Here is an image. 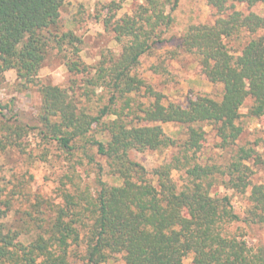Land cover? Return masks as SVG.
Wrapping results in <instances>:
<instances>
[{"label":"trees","instance_id":"obj_1","mask_svg":"<svg viewBox=\"0 0 264 264\" xmlns=\"http://www.w3.org/2000/svg\"><path fill=\"white\" fill-rule=\"evenodd\" d=\"M64 2L0 0V80L15 71L22 85L35 88L42 98L44 138L91 162L95 155L107 159L122 184L100 179L95 192L66 191L47 223L31 217L36 229L31 220L19 228L11 223L14 196L0 166V264H111L118 255L124 264H186L189 258L192 264H264L262 249L253 250L228 233L235 222L264 225V183L253 181L252 166L261 158L256 149L240 144L244 116L264 121V33L259 34L264 12L237 9L241 4L264 7V0H206L217 14L215 22L190 25L179 46L198 58L206 78L222 86V96L197 95L186 106L165 104L164 95L134 73L141 58L162 42V30L173 22L167 7L175 10L178 0H145L134 15L105 21L122 47L120 54L102 53L96 65L81 61L77 52L76 59L66 60L68 71L85 75L87 88H93L85 93L88 99L97 89L107 92V102L95 114L68 89L40 77L53 46L61 50L81 42L72 32L59 37L52 31ZM243 33L248 42L229 47ZM142 87L152 100L136 110L130 95ZM248 100L252 104L243 115ZM120 101L124 106L118 108ZM0 119L1 160L27 131L2 111ZM168 123L179 124L185 138L169 135L163 127ZM207 127L215 132L216 147L231 153L228 161L205 158ZM97 131L101 138L94 136ZM165 150L174 151L171 158L151 173L131 158L132 151ZM174 171L181 173V184ZM216 187L249 193L244 218L235 212L231 196L215 193ZM79 248L82 254L75 252Z\"/></svg>","mask_w":264,"mask_h":264},{"label":"rangeland","instance_id":"obj_2","mask_svg":"<svg viewBox=\"0 0 264 264\" xmlns=\"http://www.w3.org/2000/svg\"><path fill=\"white\" fill-rule=\"evenodd\" d=\"M166 1V0H165ZM145 0H65L61 8V16L56 27L55 35L74 33L81 41L76 47L66 44L61 50L55 46L40 71L44 83L58 85L68 89L89 112L96 113L98 107L107 102V92L86 86V76L70 73L66 60L76 59L77 52L81 61L88 65H96L102 53L111 51L118 56L121 45L115 39V33L105 27V21L120 19L126 15H134ZM245 13L262 14L264 7L256 5L249 7L246 4L237 6ZM167 12L171 13L173 22L169 28L161 32L160 42L151 52L141 58L140 65L134 70L135 75L142 79L147 86L164 95V103L174 102L186 106L190 99L197 95H210L220 99L222 86L209 81L199 68L198 58L193 54L185 53L180 49V38L190 25L213 24L217 14L207 5L206 0H178L175 10L170 6ZM116 18H112V16ZM115 21V20H114ZM262 31L259 34H263ZM250 39L247 33L231 40L228 45L232 49L244 46ZM130 102L134 109L147 105L152 99L142 87L140 91L130 95ZM252 101L248 100L241 109L243 115L248 113ZM0 106L7 119L14 124H21L26 128V134L15 146L1 154L0 166L7 184L8 193H13L14 202L11 213V223L16 227H23V222L30 221L31 217L41 219L39 224L47 223L55 208L62 204L63 193L74 192L75 189L90 188L95 192L100 179L111 185H121L122 180L114 176L109 168L107 159L95 155L91 162L82 154H71L61 150L56 142L46 140L43 132L44 125L41 117L42 98L35 88L22 85L15 71H8L0 80ZM124 106L120 101L117 107ZM129 108L127 110V113ZM139 111V110H138ZM130 112V111H129ZM135 117L133 114L130 119ZM2 119H0L1 121ZM244 133L240 139L241 145L253 147L257 150L261 161L253 162V181L264 183V121L250 120L246 116ZM139 121L135 118L134 123ZM164 130L173 137L183 140L185 135L179 124L168 123L163 125ZM207 137L204 142V155L210 162L222 164L229 160L231 153L221 151L216 147L218 141L214 130L206 128ZM96 132V138L102 136ZM106 137L104 139L106 141ZM95 149L91 150L94 153ZM173 150L131 152V158L141 163L151 173L154 168L169 160ZM152 177V176H149ZM174 180L181 184V173L173 172ZM215 193L229 195L235 212L245 217L249 201L248 195L238 194L223 187H216ZM32 229H36L31 220ZM33 231V230H32ZM228 233L245 239L253 250L264 251V225L247 224L243 221L228 226ZM83 249L75 250L82 254ZM186 264H192V259H186ZM111 264H124L122 255L114 258Z\"/></svg>","mask_w":264,"mask_h":264}]
</instances>
